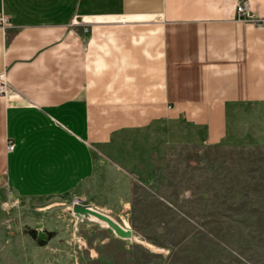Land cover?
I'll return each mask as SVG.
<instances>
[{"label": "crops", "instance_id": "1", "mask_svg": "<svg viewBox=\"0 0 264 264\" xmlns=\"http://www.w3.org/2000/svg\"><path fill=\"white\" fill-rule=\"evenodd\" d=\"M239 1L0 0V264H72L91 225L74 229L72 202L117 217L176 150L264 145V26Z\"/></svg>", "mask_w": 264, "mask_h": 264}, {"label": "rangeland", "instance_id": "2", "mask_svg": "<svg viewBox=\"0 0 264 264\" xmlns=\"http://www.w3.org/2000/svg\"><path fill=\"white\" fill-rule=\"evenodd\" d=\"M149 173L138 178L130 208L115 216L139 239L85 221L91 225L68 241L72 264H264V145L176 150ZM43 219L50 227L52 213ZM5 239L14 247L17 237Z\"/></svg>", "mask_w": 264, "mask_h": 264}, {"label": "water", "instance_id": "3", "mask_svg": "<svg viewBox=\"0 0 264 264\" xmlns=\"http://www.w3.org/2000/svg\"><path fill=\"white\" fill-rule=\"evenodd\" d=\"M70 214L74 219L73 223L75 230H77L78 224L83 221H89L96 223L101 228L111 230L114 235L121 239L131 240L134 237L132 230L128 226L111 214L93 206L92 203H83L79 200H74L71 204ZM36 226L39 227L40 225L37 224ZM37 237L45 238L46 231H38Z\"/></svg>", "mask_w": 264, "mask_h": 264}, {"label": "built area", "instance_id": "4", "mask_svg": "<svg viewBox=\"0 0 264 264\" xmlns=\"http://www.w3.org/2000/svg\"><path fill=\"white\" fill-rule=\"evenodd\" d=\"M236 16L240 20L249 21L257 26H264V15L263 16H255L251 14L250 8L247 0H240L236 4ZM6 18L1 17L0 23L3 24ZM9 83L4 77L2 73H0V96L6 98L9 92ZM13 148V144L11 142L7 143V150H11ZM17 203L15 200L9 196L4 201V208L8 209L10 207H14Z\"/></svg>", "mask_w": 264, "mask_h": 264}, {"label": "bare ground", "instance_id": "5", "mask_svg": "<svg viewBox=\"0 0 264 264\" xmlns=\"http://www.w3.org/2000/svg\"><path fill=\"white\" fill-rule=\"evenodd\" d=\"M109 18V17H108ZM116 18V17H115ZM84 20L88 21H107V16H90V17H85ZM133 239H137L136 236L133 237ZM142 240V239H141ZM144 241V240H143ZM142 243V242H141Z\"/></svg>", "mask_w": 264, "mask_h": 264}]
</instances>
